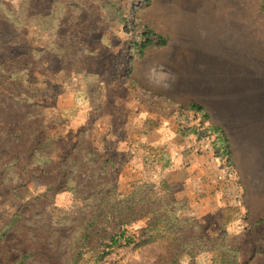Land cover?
I'll list each match as a JSON object with an SVG mask.
<instances>
[{
  "label": "rangeland",
  "instance_id": "374dc122",
  "mask_svg": "<svg viewBox=\"0 0 264 264\" xmlns=\"http://www.w3.org/2000/svg\"><path fill=\"white\" fill-rule=\"evenodd\" d=\"M261 6L0 0V264H264Z\"/></svg>",
  "mask_w": 264,
  "mask_h": 264
},
{
  "label": "trees",
  "instance_id": "16d2710c",
  "mask_svg": "<svg viewBox=\"0 0 264 264\" xmlns=\"http://www.w3.org/2000/svg\"><path fill=\"white\" fill-rule=\"evenodd\" d=\"M261 9H262V11H264V0H262ZM160 42H161V44H164L163 40H161ZM48 145H49L48 141L43 142V147H46ZM67 183H68V181H66V185L69 186ZM100 187H102V189L104 191H101V192L99 191V193H98V195H100L102 197V199L99 200V206L102 203L105 204L106 203L105 198H107L108 196L111 195L110 194L111 191L115 190V188L111 187V189L109 191H106L107 187H110L107 184H104L103 186H100ZM96 209H98V207ZM147 214H150V213L147 212ZM139 215H141V213L137 214L135 212H132L129 215H127L125 213L119 212L118 214H116V217H115L116 224L115 225L119 226V228H118V230L114 229L112 231V234H111V236L109 238L110 244L107 245L106 248H111V247L115 246L122 239H125L124 241L126 242V244H129L131 240L129 239V237L127 238L125 236L126 227L129 224H131L132 222L140 220L141 217H139ZM101 218H103L104 220L106 219V216L104 215V213L98 214L96 217H94L93 220H92V224L93 225H95V224L98 225L102 221ZM150 228H151V224H149L148 230ZM84 238H87V237L85 236Z\"/></svg>",
  "mask_w": 264,
  "mask_h": 264
}]
</instances>
